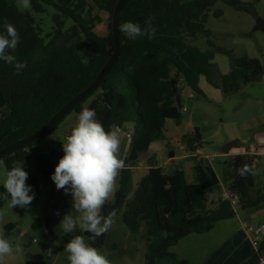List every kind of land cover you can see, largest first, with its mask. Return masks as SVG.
<instances>
[{
  "label": "trees",
  "instance_id": "16d2710c",
  "mask_svg": "<svg viewBox=\"0 0 264 264\" xmlns=\"http://www.w3.org/2000/svg\"><path fill=\"white\" fill-rule=\"evenodd\" d=\"M119 1L94 0L93 8L86 0H31L29 10H21L14 0H0V33L6 32L5 19L14 25L20 40L14 51L9 50L10 54L17 61L27 62V67L17 74L12 65L0 60V151L41 130L96 81L114 52L112 20ZM219 1L194 0L187 4L186 0H132L123 10L120 24L132 21L143 28L145 20L151 18L154 38L145 35L131 40L120 31V59L106 82L73 113L78 115L91 101L88 108L96 111V118L106 131L110 124L120 130L130 126L132 146L144 138L154 144L163 139L169 119L178 124L184 120L183 89L203 97L199 89L201 78L228 99L236 96L241 87L259 83L264 75L259 61L232 58L233 72L220 77L213 66L215 55L195 47L201 36L210 37L207 14ZM237 6L230 3L232 8ZM47 15L53 28L44 35L40 21ZM103 16L108 18V33L100 36L96 29L104 24ZM58 41L63 44L56 46ZM184 142L194 161L195 180L201 192L216 189L209 161L195 158L205 146L200 131L187 136ZM35 144L0 163L8 171L13 160L24 159L25 167L33 162L37 173L50 178L53 163L32 154ZM246 164L253 168L248 157L228 161L233 176L226 174L231 200H221L220 206L210 211L204 197L192 201L186 176L179 170L164 181L163 192L156 190L151 178H146L128 200L132 171L126 161L116 201L105 207L103 215L115 211L133 235L144 229L146 264H161L175 258L169 252L183 240L192 235H208L217 225L234 219L235 209L252 213L264 210V188L257 189L254 175L241 177L237 172ZM27 181L32 185L39 183L31 175ZM166 191H172L173 197ZM1 194L3 198L7 195L3 189ZM166 209L169 215L165 214ZM5 230L8 235L16 227L10 225ZM259 249L264 252V243Z\"/></svg>",
  "mask_w": 264,
  "mask_h": 264
},
{
  "label": "rangeland",
  "instance_id": "374dc122",
  "mask_svg": "<svg viewBox=\"0 0 264 264\" xmlns=\"http://www.w3.org/2000/svg\"><path fill=\"white\" fill-rule=\"evenodd\" d=\"M86 1L94 8V0ZM193 1L186 0V3ZM14 2L17 3V0ZM230 3L238 4L237 9L230 7ZM47 13L50 14V11ZM48 16L40 21L44 26V35L51 33L53 28ZM102 18L104 24L97 26L96 32L105 36L108 33V18ZM207 19L210 37L201 36L195 47L202 52L211 51L215 55L213 66L220 77L229 76L233 72L232 58L234 61L257 60L264 69V34L255 32L257 21H264V0H221L207 14ZM62 44L63 41H58L56 46ZM38 56L41 59L43 53ZM199 89L203 97H197L186 89L182 90L186 109V113L182 115L184 120L178 124L169 119L161 141L150 144L144 138L132 146L131 139H128L132 128L125 126L121 130L122 154H129L130 166L136 165L131 170L128 200L135 195L137 187L146 178H151L156 190L163 192L166 188L164 181L172 172L179 170L186 176L192 201L196 202L199 197H204L207 210L213 211L219 201L231 200L230 182L226 180L227 169L224 166L230 159H221L224 157L223 149L231 143H237L238 148L230 155L254 156L264 153V75L259 83L241 87L240 92L229 99L222 91L211 87L205 78L199 80ZM190 96H193L194 100H190ZM90 102L88 101L85 107H88ZM76 118L75 113L70 114L56 131L32 147L33 155L52 161V174L64 155L62 143H65L67 136L71 134ZM186 120L190 122L187 130ZM198 130L205 146L195 158L215 161L212 170L217 188L206 194L201 192L195 180L194 161L187 154L184 142L187 136ZM171 154H175L176 158L170 160ZM260 160L259 164L253 165L257 189L264 188V158ZM24 170L39 181L37 185H32L26 180V184L30 185L35 193L34 199L25 208H11L10 199H4L1 194V190H5L3 184L7 170L5 165L0 163V212L3 213L0 218V236L10 240L13 245L20 244L23 249L21 253L7 256L4 264H70L65 245L77 235L83 236L86 243L104 254L111 264H146V247L142 239L144 229L138 235H133L124 225L120 215L114 217L113 226L105 233L104 238L103 235L93 237L78 226L74 231L66 233L60 224L63 217L67 214L72 217L80 215L73 208L72 195L66 194L63 189L57 190L51 177L45 178L37 173L33 162ZM120 175L117 177L114 193L102 207L101 215L107 205L110 206L116 201L120 189ZM32 192L29 195H32ZM166 193L173 197L172 191ZM174 208L173 203L172 209ZM235 211L234 219L217 225L208 235L188 237L176 248L171 249L170 255L175 256L179 264H204L230 239L232 232L239 230L241 226L249 223H253V227L264 225V210L257 213L241 212L238 209ZM10 225L15 226L16 230L7 235L5 229Z\"/></svg>",
  "mask_w": 264,
  "mask_h": 264
},
{
  "label": "clouds",
  "instance_id": "9594fccd",
  "mask_svg": "<svg viewBox=\"0 0 264 264\" xmlns=\"http://www.w3.org/2000/svg\"><path fill=\"white\" fill-rule=\"evenodd\" d=\"M17 7L26 10L31 7V0H17ZM5 33H0V60L12 65L17 74L27 67V62L17 61L10 54L19 43L20 34L14 25L5 19ZM119 31L129 39L147 35L154 38L153 21L148 18L142 28L138 23L127 21L119 25ZM94 109L85 107L78 113L75 126L63 144V157L60 158L51 175L56 189H63L73 198V208L80 213L78 217L65 215L61 221L64 232L69 233L78 226L82 231L91 233L93 237H100L112 226L115 211L107 216L101 215L102 207L109 200L116 189L117 177L125 167L120 158V128L115 124L105 130L103 124L96 118ZM25 161L13 160L10 170L6 172L3 187L7 193L4 199L9 200V206L14 208L27 207L34 199L32 187L26 184L28 173L24 170ZM241 177L255 175V170L244 165L237 170ZM32 192V195L29 193ZM10 197V198H9ZM59 214V213H57ZM3 213L0 212V218ZM23 251L20 244L13 243L0 236V264H4L7 256ZM51 252V249H49ZM70 264H111L110 260L95 247L86 243L83 236L77 235L66 245Z\"/></svg>",
  "mask_w": 264,
  "mask_h": 264
},
{
  "label": "water",
  "instance_id": "95a60500",
  "mask_svg": "<svg viewBox=\"0 0 264 264\" xmlns=\"http://www.w3.org/2000/svg\"><path fill=\"white\" fill-rule=\"evenodd\" d=\"M131 1L132 0H120L119 3L117 4V7L113 15V20H112V35H113V40L115 44L114 52L112 54L110 61L107 63L105 68L102 70V72L100 73L96 81L89 88H87L83 93H81L78 97H76L69 104H67L41 130L31 135L30 137L18 143H15L5 148L4 150L0 151V162L10 156L15 155L16 153L22 150H25L29 146L39 142L40 140L48 136L50 133H52L65 120L67 116L72 114L79 106H81L85 101H87L88 98L92 94H94L106 82L109 74L111 73V70L113 69L114 65L121 57L122 49H121L119 25L121 23L122 12ZM255 32H260L264 34V21H262L261 19H259L256 23ZM236 148H238V144L231 143L223 149V154L225 156H228ZM174 158H175V154H171L169 156L170 160H173ZM224 166L227 169L228 177L232 178L233 176L231 174V166H228V163H226ZM133 167H136V165H134ZM169 213H170L169 209H166L165 214L169 215ZM30 259L36 260L34 258H30Z\"/></svg>",
  "mask_w": 264,
  "mask_h": 264
},
{
  "label": "crops",
  "instance_id": "0c3cea01",
  "mask_svg": "<svg viewBox=\"0 0 264 264\" xmlns=\"http://www.w3.org/2000/svg\"><path fill=\"white\" fill-rule=\"evenodd\" d=\"M186 130L190 124L188 120L185 121ZM187 132V131H186ZM119 156L124 162L129 161V154L123 155L120 149ZM238 156H244L251 159L253 165L259 164L260 159L264 158V153L259 155H228L222 157L223 160L233 159ZM176 158V157H175ZM134 165L130 166L129 170H132ZM221 204L219 201L218 205L214 208L216 210ZM213 210V211H214ZM253 223L241 226L239 230L232 232L230 239L226 243L216 250L204 264H264V252L260 249L254 247L252 243V238L247 235L246 228L251 226ZM161 264H179L176 257L168 258L164 260Z\"/></svg>",
  "mask_w": 264,
  "mask_h": 264
},
{
  "label": "built area",
  "instance_id": "2783aa9c",
  "mask_svg": "<svg viewBox=\"0 0 264 264\" xmlns=\"http://www.w3.org/2000/svg\"><path fill=\"white\" fill-rule=\"evenodd\" d=\"M190 100H194L193 96H190L189 98ZM185 107V105H184ZM186 113V109H184V112ZM128 139H131V137L128 135ZM211 165V167L213 168L215 166V161L211 160V159H207ZM124 168L121 171H123ZM119 173V175H120ZM118 175V176H119ZM246 233L247 235H249L252 238V243L254 245V247L256 248H260V246L264 243V225H260L258 227H253V226H249L246 228Z\"/></svg>",
  "mask_w": 264,
  "mask_h": 264
}]
</instances>
